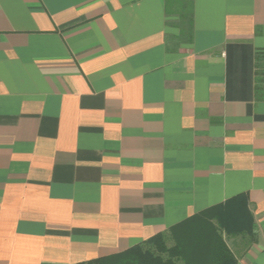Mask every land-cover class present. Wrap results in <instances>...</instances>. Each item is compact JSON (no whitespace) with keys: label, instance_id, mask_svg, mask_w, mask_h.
<instances>
[{"label":"crops","instance_id":"1","mask_svg":"<svg viewBox=\"0 0 264 264\" xmlns=\"http://www.w3.org/2000/svg\"><path fill=\"white\" fill-rule=\"evenodd\" d=\"M167 9L0 0V264H264V0Z\"/></svg>","mask_w":264,"mask_h":264},{"label":"trees","instance_id":"2","mask_svg":"<svg viewBox=\"0 0 264 264\" xmlns=\"http://www.w3.org/2000/svg\"><path fill=\"white\" fill-rule=\"evenodd\" d=\"M171 0H166L167 6ZM190 3H183L180 8V25L184 27V39H191V18H190ZM183 35V34H182ZM211 264H235L234 258L228 253L226 247L220 240V237L215 236L211 248ZM182 258V251L179 245H168L165 234H158L148 241L140 243L129 250L108 257H102L77 264H178Z\"/></svg>","mask_w":264,"mask_h":264},{"label":"rangeland","instance_id":"3","mask_svg":"<svg viewBox=\"0 0 264 264\" xmlns=\"http://www.w3.org/2000/svg\"><path fill=\"white\" fill-rule=\"evenodd\" d=\"M189 237V236H188Z\"/></svg>","mask_w":264,"mask_h":264}]
</instances>
